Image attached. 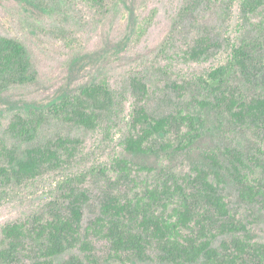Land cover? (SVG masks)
<instances>
[{
	"label": "trees",
	"instance_id": "obj_1",
	"mask_svg": "<svg viewBox=\"0 0 264 264\" xmlns=\"http://www.w3.org/2000/svg\"><path fill=\"white\" fill-rule=\"evenodd\" d=\"M86 1L103 6L109 0ZM207 1L231 11L238 0ZM203 3L190 0L182 12H195ZM238 6L244 26L261 36L241 35L228 42L209 35L196 38L183 52L184 60L207 61L226 52L228 62L194 81H166L175 98L192 96L187 106L176 104L174 111L154 115L147 108L149 84L143 78L130 80L133 109L123 149L132 156L164 158L171 165L162 164L157 171L145 163L113 159L109 169L101 170L107 185L98 213L86 227L85 210L90 203L87 175L64 176L58 185L59 196L46 211L3 227L0 264H55V258L68 250H77L79 255L70 256L64 264H130L134 260L264 264V243L257 241L232 211L226 194L227 183L232 182L240 200L257 206L264 220V178L256 176V168L264 171L263 159L225 148L205 151L202 161L185 172L172 166L178 157L192 154L212 118L256 131L264 140V0H240ZM36 77L25 46L0 35V93L12 85L33 83ZM121 106L117 92L105 84H92L49 108L16 114L6 133L32 143L52 117L87 131L110 134ZM82 146L79 138L60 136L18 151L0 137V198L13 185L47 173L70 172ZM258 152L264 158V147ZM96 241L105 242L104 255L99 254Z\"/></svg>",
	"mask_w": 264,
	"mask_h": 264
},
{
	"label": "rangeland",
	"instance_id": "obj_2",
	"mask_svg": "<svg viewBox=\"0 0 264 264\" xmlns=\"http://www.w3.org/2000/svg\"><path fill=\"white\" fill-rule=\"evenodd\" d=\"M188 1L109 0L103 6H92L86 0H0V35L23 44L37 72L35 82L12 85L0 93V137L18 151L31 144H47L60 136L83 141L70 172L47 173L1 193L0 243L6 224L32 218L48 209L59 196L58 185L68 174L87 175L90 203L85 210L86 227L98 213L101 194L107 185L101 170L109 169L113 159L120 157L137 164L145 163L157 171L162 164L171 165L164 158L132 156L123 149L133 109L131 78H143L149 84L151 95L147 108L150 113H168L174 111L176 104L187 106L192 96L189 94L182 100L175 98L165 86L166 81H194L228 62L226 52L207 61L184 60L183 52L196 38L209 35L228 42L241 35L261 36L250 26H244L239 15L240 0L231 11L202 0L204 3L195 12L184 13L182 10ZM97 83L109 86L122 100L120 113L113 117L115 128L110 134L87 131L50 117L32 143L7 136L8 125L16 114L26 115L32 110L49 108L82 87ZM263 147L264 140L258 132L212 118L205 137L196 144L192 154L178 157L172 166L185 172L202 161L205 151L221 152L225 148L255 155L264 163L258 152ZM256 176L264 178L262 168H256ZM226 194L232 211L248 225L255 239L264 243V220L258 207L242 202L232 182L228 181ZM221 240H217V247ZM95 243L99 254L104 255L105 242ZM75 254L79 252L68 250L55 258V264H64ZM130 264L151 263L134 260Z\"/></svg>",
	"mask_w": 264,
	"mask_h": 264
}]
</instances>
